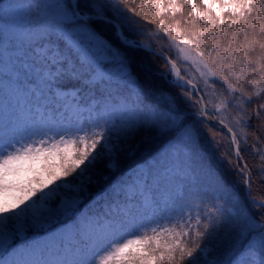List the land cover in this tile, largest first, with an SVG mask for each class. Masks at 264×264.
<instances>
[{
    "label": "snow or ice",
    "instance_id": "snow-or-ice-1",
    "mask_svg": "<svg viewBox=\"0 0 264 264\" xmlns=\"http://www.w3.org/2000/svg\"><path fill=\"white\" fill-rule=\"evenodd\" d=\"M0 56V264H264V0H0Z\"/></svg>",
    "mask_w": 264,
    "mask_h": 264
},
{
    "label": "rangeland",
    "instance_id": "rangeland-1",
    "mask_svg": "<svg viewBox=\"0 0 264 264\" xmlns=\"http://www.w3.org/2000/svg\"><path fill=\"white\" fill-rule=\"evenodd\" d=\"M181 67H184V65H181ZM0 70H2V56H0ZM0 79H2V76H0Z\"/></svg>",
    "mask_w": 264,
    "mask_h": 264
},
{
    "label": "trees",
    "instance_id": "trees-1",
    "mask_svg": "<svg viewBox=\"0 0 264 264\" xmlns=\"http://www.w3.org/2000/svg\"><path fill=\"white\" fill-rule=\"evenodd\" d=\"M197 3H199V0H197ZM163 42V41H162Z\"/></svg>",
    "mask_w": 264,
    "mask_h": 264
}]
</instances>
